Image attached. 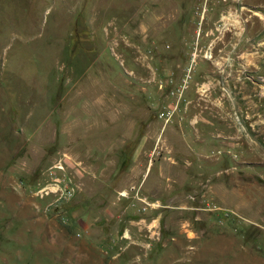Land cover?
Segmentation results:
<instances>
[{
    "label": "rangeland",
    "instance_id": "1",
    "mask_svg": "<svg viewBox=\"0 0 264 264\" xmlns=\"http://www.w3.org/2000/svg\"><path fill=\"white\" fill-rule=\"evenodd\" d=\"M0 264H264V0H0Z\"/></svg>",
    "mask_w": 264,
    "mask_h": 264
},
{
    "label": "built area",
    "instance_id": "2",
    "mask_svg": "<svg viewBox=\"0 0 264 264\" xmlns=\"http://www.w3.org/2000/svg\"><path fill=\"white\" fill-rule=\"evenodd\" d=\"M74 163L75 164H73L72 167L78 165V163ZM69 167H71V165L68 156L63 155L56 159L47 171L50 181L37 188L35 195L39 197L52 195L56 201L72 196L74 193V187L71 179L67 175ZM121 195L126 196L127 192H121Z\"/></svg>",
    "mask_w": 264,
    "mask_h": 264
}]
</instances>
